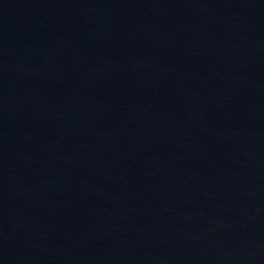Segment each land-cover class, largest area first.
Instances as JSON below:
<instances>
[{
	"label": "water",
	"instance_id": "obj_1",
	"mask_svg": "<svg viewBox=\"0 0 264 264\" xmlns=\"http://www.w3.org/2000/svg\"><path fill=\"white\" fill-rule=\"evenodd\" d=\"M0 264H264V0H0Z\"/></svg>",
	"mask_w": 264,
	"mask_h": 264
}]
</instances>
